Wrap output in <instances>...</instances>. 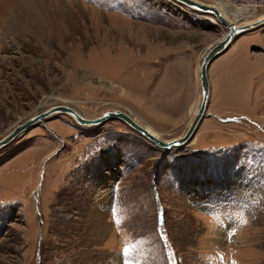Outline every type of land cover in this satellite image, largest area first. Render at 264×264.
Here are the masks:
<instances>
[{"label": "rangeland", "instance_id": "374dc122", "mask_svg": "<svg viewBox=\"0 0 264 264\" xmlns=\"http://www.w3.org/2000/svg\"><path fill=\"white\" fill-rule=\"evenodd\" d=\"M196 1L233 24L228 5L264 15V0ZM37 2L47 19L32 30L0 26V139L56 105L183 137L201 63L228 33L215 14L178 0ZM28 5L15 0L0 24ZM209 78L180 147L119 118L56 113L0 149V264H264V23L236 35Z\"/></svg>", "mask_w": 264, "mask_h": 264}, {"label": "water", "instance_id": "95a60500", "mask_svg": "<svg viewBox=\"0 0 264 264\" xmlns=\"http://www.w3.org/2000/svg\"><path fill=\"white\" fill-rule=\"evenodd\" d=\"M178 1L188 5L191 8L215 14L218 20L223 25H225L226 27L230 29L228 34L224 38H222L215 46H213V48L208 52V54L205 56L204 60L201 63L200 81L202 85L203 99H202L201 106L196 116L194 117L193 121L191 122L190 127L187 129L183 137H181L178 140L163 141L157 136H154L153 134H151L146 129L145 126L140 124L129 113L121 111V110L107 111L102 116H99L97 118L87 119L84 116H82V114H80L73 107H70L68 105H56L47 110L39 112L35 114L34 116L28 119H25L21 121L20 123L16 124L5 137L0 139V149H2L4 146L12 142L19 134L31 128L33 125L39 123L42 119H48L50 116L56 113H67L69 115H72L77 121L85 125H98L107 120L119 118L125 121L133 129L142 133L144 136H146L148 139H150L153 143H155L157 146L162 148L164 151H167L171 149L172 147H180L183 144L187 143L189 139H191L192 136L195 134L198 126L200 125L201 121L203 120L205 116L206 110L209 105L211 90H212L210 78H209V69H210L212 62L220 54H222V52H224L228 47H230V44L234 41L236 35L243 33L245 31L251 30L253 28L260 27V25H262L264 22L256 24L252 27L243 26L236 30L235 25L229 22L228 19H226L224 15H222L220 10L216 6L205 5L196 0H178Z\"/></svg>", "mask_w": 264, "mask_h": 264}, {"label": "bare ground", "instance_id": "6f19581e", "mask_svg": "<svg viewBox=\"0 0 264 264\" xmlns=\"http://www.w3.org/2000/svg\"><path fill=\"white\" fill-rule=\"evenodd\" d=\"M225 1L226 0H220L221 3H224ZM14 2H15V0H0V20L2 19V15H4V11L10 10V9L13 8L12 4L14 5ZM24 2L26 4H29V5L27 7H22L21 6L20 7V10H21L20 12L16 11V10H13L15 13L12 14L10 18H7V19L3 18L6 21L3 24H0V26L5 30L6 33H9L10 31L17 30V29H29V30H32L33 27L32 26L30 27L29 25L38 24L39 21L42 22V19L43 20L47 19L46 14L44 13L42 5H38L39 2H37V0H24ZM28 9L34 10V14L32 13L30 15L31 18L26 17L27 19H26V24H25L23 22V18L25 16V13L23 12V10H28ZM231 9H235L236 12H239V16H237V17L236 16L233 17V15H231L233 17L236 30L241 28V27H243V26L252 27V26H254L256 24L264 22V15H262L261 17L257 18L256 15H255V9L251 8L248 5H239L237 7H231ZM229 22H231V21L229 20ZM22 24H25V25L22 26ZM50 25H51V27L53 26L52 24H50ZM227 29H228L227 31L229 32L230 29L228 27H227ZM201 89H202V87H201ZM202 99H203V93H202ZM25 119H28V118L26 117ZM146 129L149 131V129L147 127H146ZM151 134H153V133H151ZM153 135L157 136L158 138H160V136H158V135H155V134H153ZM178 139H180V138L178 137V138H175V139H172V140H169V141L178 140Z\"/></svg>", "mask_w": 264, "mask_h": 264}, {"label": "crops", "instance_id": "0c3cea01", "mask_svg": "<svg viewBox=\"0 0 264 264\" xmlns=\"http://www.w3.org/2000/svg\"><path fill=\"white\" fill-rule=\"evenodd\" d=\"M226 4H227V0H226ZM228 5V4H227ZM218 6V5H217ZM228 7L229 8H231V6L230 5H228ZM219 8V7H218ZM237 16H239V12H236V17ZM237 55V52H234L233 54H232V57L234 58L235 56Z\"/></svg>", "mask_w": 264, "mask_h": 264}, {"label": "built area", "instance_id": "2783aa9c", "mask_svg": "<svg viewBox=\"0 0 264 264\" xmlns=\"http://www.w3.org/2000/svg\"><path fill=\"white\" fill-rule=\"evenodd\" d=\"M260 3L261 2H258V1L255 0V1H251V3H249V4H256L258 6V5H260Z\"/></svg>", "mask_w": 264, "mask_h": 264}]
</instances>
